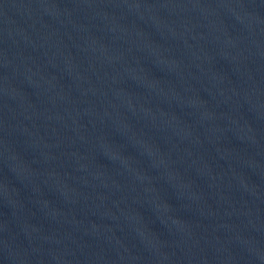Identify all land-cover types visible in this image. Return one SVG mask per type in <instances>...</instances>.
I'll use <instances>...</instances> for the list:
<instances>
[{
  "label": "water",
  "instance_id": "1",
  "mask_svg": "<svg viewBox=\"0 0 264 264\" xmlns=\"http://www.w3.org/2000/svg\"><path fill=\"white\" fill-rule=\"evenodd\" d=\"M0 264H264V0H0Z\"/></svg>",
  "mask_w": 264,
  "mask_h": 264
}]
</instances>
